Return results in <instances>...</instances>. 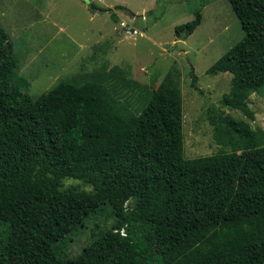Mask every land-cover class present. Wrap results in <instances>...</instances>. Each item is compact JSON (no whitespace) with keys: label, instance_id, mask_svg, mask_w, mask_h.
Masks as SVG:
<instances>
[{"label":"trees","instance_id":"obj_1","mask_svg":"<svg viewBox=\"0 0 264 264\" xmlns=\"http://www.w3.org/2000/svg\"><path fill=\"white\" fill-rule=\"evenodd\" d=\"M229 3L245 35L207 69L231 74L221 108L207 110L221 148L194 158L184 154L183 98L170 74L134 118L92 81H63L32 100L0 26V264H264V130L223 110L254 120L264 0ZM200 22L198 11L175 33ZM66 178L92 190L64 189ZM105 211L110 224H95L69 256L70 236Z\"/></svg>","mask_w":264,"mask_h":264},{"label":"rangeland","instance_id":"obj_2","mask_svg":"<svg viewBox=\"0 0 264 264\" xmlns=\"http://www.w3.org/2000/svg\"><path fill=\"white\" fill-rule=\"evenodd\" d=\"M198 11L201 22L193 33L176 35L175 27ZM233 11L229 0H0V26L32 100L63 81H92L106 86L114 110L134 118L151 89L170 74L183 98L184 154L194 158L221 148L207 110L221 108L231 74L212 76L207 69L245 35ZM248 102L254 120L223 110L264 130V85ZM69 187L92 190L74 178L62 181V188ZM105 215L70 236L69 256L89 243L95 224L105 227Z\"/></svg>","mask_w":264,"mask_h":264},{"label":"water","instance_id":"obj_3","mask_svg":"<svg viewBox=\"0 0 264 264\" xmlns=\"http://www.w3.org/2000/svg\"><path fill=\"white\" fill-rule=\"evenodd\" d=\"M82 1L85 2L86 4H89L90 3V0H82ZM7 46L10 48V45L9 44Z\"/></svg>","mask_w":264,"mask_h":264},{"label":"built area","instance_id":"obj_4","mask_svg":"<svg viewBox=\"0 0 264 264\" xmlns=\"http://www.w3.org/2000/svg\"><path fill=\"white\" fill-rule=\"evenodd\" d=\"M122 233H123V231H122Z\"/></svg>","mask_w":264,"mask_h":264}]
</instances>
